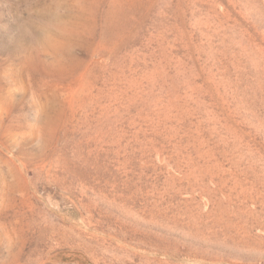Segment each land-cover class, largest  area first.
Instances as JSON below:
<instances>
[{"label":"rangeland","instance_id":"1","mask_svg":"<svg viewBox=\"0 0 264 264\" xmlns=\"http://www.w3.org/2000/svg\"><path fill=\"white\" fill-rule=\"evenodd\" d=\"M0 264H264V0H0Z\"/></svg>","mask_w":264,"mask_h":264}]
</instances>
